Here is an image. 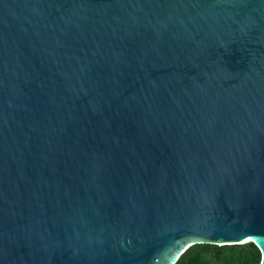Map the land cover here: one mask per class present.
<instances>
[{
	"label": "water",
	"instance_id": "95a60500",
	"mask_svg": "<svg viewBox=\"0 0 264 264\" xmlns=\"http://www.w3.org/2000/svg\"><path fill=\"white\" fill-rule=\"evenodd\" d=\"M264 264V0H0V264Z\"/></svg>",
	"mask_w": 264,
	"mask_h": 264
},
{
	"label": "trees",
	"instance_id": "16d2710c",
	"mask_svg": "<svg viewBox=\"0 0 264 264\" xmlns=\"http://www.w3.org/2000/svg\"><path fill=\"white\" fill-rule=\"evenodd\" d=\"M261 251L253 242L231 245L197 243L175 264H260Z\"/></svg>",
	"mask_w": 264,
	"mask_h": 264
}]
</instances>
